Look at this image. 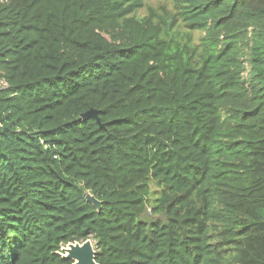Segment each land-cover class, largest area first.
I'll use <instances>...</instances> for the list:
<instances>
[{"label": "trees", "instance_id": "16d2710c", "mask_svg": "<svg viewBox=\"0 0 264 264\" xmlns=\"http://www.w3.org/2000/svg\"><path fill=\"white\" fill-rule=\"evenodd\" d=\"M0 72V264H264V0H0Z\"/></svg>", "mask_w": 264, "mask_h": 264}, {"label": "water", "instance_id": "95a60500", "mask_svg": "<svg viewBox=\"0 0 264 264\" xmlns=\"http://www.w3.org/2000/svg\"><path fill=\"white\" fill-rule=\"evenodd\" d=\"M93 119L103 129L102 125L99 124L97 112L89 110L80 116L81 121ZM83 199L86 203L90 204L95 208L97 212L101 209V203L95 199L90 193H85ZM60 256L62 259L71 261L72 264H96L95 263V250L92 244V240L88 239L83 243H69L65 247L60 249Z\"/></svg>", "mask_w": 264, "mask_h": 264}, {"label": "rangeland", "instance_id": "374dc122", "mask_svg": "<svg viewBox=\"0 0 264 264\" xmlns=\"http://www.w3.org/2000/svg\"><path fill=\"white\" fill-rule=\"evenodd\" d=\"M159 2H160V0H147V3L149 5H152V6H157L159 4ZM150 208H151L150 205L146 206L145 214L143 215L144 220H150V219L158 218V217L151 214ZM92 244H94L93 241H92Z\"/></svg>", "mask_w": 264, "mask_h": 264}, {"label": "built area", "instance_id": "2783aa9c", "mask_svg": "<svg viewBox=\"0 0 264 264\" xmlns=\"http://www.w3.org/2000/svg\"><path fill=\"white\" fill-rule=\"evenodd\" d=\"M7 88V83L3 78H1V72H0V90L6 89Z\"/></svg>", "mask_w": 264, "mask_h": 264}]
</instances>
